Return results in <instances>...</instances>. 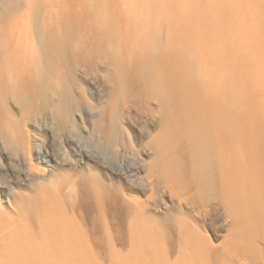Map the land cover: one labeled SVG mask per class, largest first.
Listing matches in <instances>:
<instances>
[{
	"label": "bare ground",
	"instance_id": "obj_1",
	"mask_svg": "<svg viewBox=\"0 0 264 264\" xmlns=\"http://www.w3.org/2000/svg\"><path fill=\"white\" fill-rule=\"evenodd\" d=\"M33 1L23 0V8L11 3L0 20V153L7 159L0 175L27 191L15 193L8 210H0V264H264L258 246L264 245V130L248 119L244 102L231 99L233 90L248 91L234 85L230 71L198 68L170 31L159 34L142 12L133 17L139 46L132 49L141 69L126 80L117 72L111 79L156 104V131L143 147L151 157L138 175L150 190L147 198L111 187L97 174L45 173L10 106L42 95L48 109L59 113L49 97L55 75L51 69H19V37L29 34L25 8H41L45 35L59 17L67 26L70 14L67 0ZM225 56L235 69H246L238 52ZM244 98L264 114L262 103ZM134 176L125 175L137 186ZM164 194L171 206L163 207ZM213 208L228 226L218 244L204 223Z\"/></svg>",
	"mask_w": 264,
	"mask_h": 264
},
{
	"label": "rangeland",
	"instance_id": "obj_2",
	"mask_svg": "<svg viewBox=\"0 0 264 264\" xmlns=\"http://www.w3.org/2000/svg\"><path fill=\"white\" fill-rule=\"evenodd\" d=\"M14 2L23 8V0H0L1 21L6 19ZM67 3L70 14L67 26L65 19H55L50 35L40 30L41 8L35 4L24 7V29L29 34L19 37V69H51L57 75L49 97L58 103L59 113L48 109L42 95L19 104V108L10 106L29 133L32 154L39 158L40 166H45V173L54 177L63 171L84 177L97 174L104 183L125 187L127 194L141 200L150 193L138 175L143 174L144 162L151 157V151L143 147L156 131V104L135 89L116 86L111 79L117 72L126 80L141 69L142 64L136 59L139 54L134 56L132 51L135 45L139 46L137 34H133L138 24L133 19L135 12L148 15L151 28L159 34L168 29L198 68L218 73L224 70L227 74L230 71L234 85L248 91L245 96L235 95L233 90L231 99L243 106L244 102L248 119L264 130L260 126L264 114L244 98L264 105V0H67ZM90 22L100 26L96 29ZM235 52L247 65L246 69H235L234 61L225 56ZM169 147L176 151L173 142L169 141ZM6 162L0 153V165ZM124 171L135 174L137 186L127 181ZM0 182L7 183L0 187V210L6 211L15 193L27 191L22 184L12 182L10 175L2 173ZM162 201L163 207L172 205L166 194ZM210 213L204 223L213 243L218 244L228 226L218 208ZM258 246L264 254V245Z\"/></svg>",
	"mask_w": 264,
	"mask_h": 264
}]
</instances>
